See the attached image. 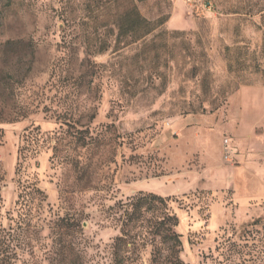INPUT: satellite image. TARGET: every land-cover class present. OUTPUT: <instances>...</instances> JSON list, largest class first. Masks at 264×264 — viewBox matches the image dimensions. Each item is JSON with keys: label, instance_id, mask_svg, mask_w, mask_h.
I'll return each mask as SVG.
<instances>
[{"label": "rangeland", "instance_id": "rangeland-1", "mask_svg": "<svg viewBox=\"0 0 264 264\" xmlns=\"http://www.w3.org/2000/svg\"><path fill=\"white\" fill-rule=\"evenodd\" d=\"M94 1L0 0L9 264H110L138 193L169 198L183 264H264V0L139 1L155 28L116 50L121 7Z\"/></svg>", "mask_w": 264, "mask_h": 264}, {"label": "trees", "instance_id": "trees-1", "mask_svg": "<svg viewBox=\"0 0 264 264\" xmlns=\"http://www.w3.org/2000/svg\"><path fill=\"white\" fill-rule=\"evenodd\" d=\"M118 1V11L113 25L108 27L112 32L117 30L113 49L122 48L137 42L149 34L154 28L138 10L137 2L142 0H97L95 8L110 9L111 3ZM111 47V42L103 40L94 49V53H102ZM169 198L153 194L138 193L118 204L120 212L117 221L118 232L110 244V264H132L141 257V250L150 246V264H183L179 257L181 251L180 235L175 227L178 224L176 215L167 207ZM149 212L146 219L144 214ZM146 224H143V221ZM0 245V262L7 259L8 247L5 242ZM4 246L6 247H3Z\"/></svg>", "mask_w": 264, "mask_h": 264}, {"label": "crops", "instance_id": "crops-1", "mask_svg": "<svg viewBox=\"0 0 264 264\" xmlns=\"http://www.w3.org/2000/svg\"><path fill=\"white\" fill-rule=\"evenodd\" d=\"M261 107H260V135H261V144L259 147V154L255 155L253 152L249 153V164L251 167L254 166V161L257 158V156L259 157V173H260V179H259V183H260V188H261V197L264 198V95H261ZM256 153V151H254ZM236 155V154H235ZM238 155H236V159H237Z\"/></svg>", "mask_w": 264, "mask_h": 264}, {"label": "built area", "instance_id": "built-area-1", "mask_svg": "<svg viewBox=\"0 0 264 264\" xmlns=\"http://www.w3.org/2000/svg\"><path fill=\"white\" fill-rule=\"evenodd\" d=\"M225 158L230 160L232 158L231 154L226 150Z\"/></svg>", "mask_w": 264, "mask_h": 264}]
</instances>
